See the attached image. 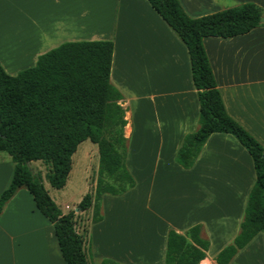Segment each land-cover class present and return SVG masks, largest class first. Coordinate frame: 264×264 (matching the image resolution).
<instances>
[{"label":"crops","instance_id":"obj_1","mask_svg":"<svg viewBox=\"0 0 264 264\" xmlns=\"http://www.w3.org/2000/svg\"><path fill=\"white\" fill-rule=\"evenodd\" d=\"M178 2L192 19L246 3L264 12V0ZM83 41L113 43L110 83L123 97L125 165L135 180L120 196L103 195L102 220L88 226L90 263L164 264L168 232L199 226L209 242L200 264H217L239 233L256 174L248 152L223 133L208 137L191 168L176 163L199 117L188 52L176 34L147 0H0V66L10 76ZM203 47L227 114L264 148V25L205 38ZM8 158L0 157V193L13 170ZM0 264H65L52 225L23 189L0 214ZM229 264H264L263 234Z\"/></svg>","mask_w":264,"mask_h":264},{"label":"trees","instance_id":"obj_2","mask_svg":"<svg viewBox=\"0 0 264 264\" xmlns=\"http://www.w3.org/2000/svg\"><path fill=\"white\" fill-rule=\"evenodd\" d=\"M147 1L186 47L199 101L198 130L184 137L176 163L191 168L214 133L233 136L253 161L256 181L239 233L215 259L217 264H229L257 234L264 236V148L227 114L203 40L247 34L264 25L260 23L264 12L246 3L192 19L178 0ZM112 53L110 41L67 42L39 56L34 67L15 76L0 66V152L10 157L13 167L0 193V214L17 191L25 189L52 225L65 264H91L88 226L102 220L103 195L120 196L135 187L125 165L123 97L110 83ZM86 140L98 150L95 184L76 210L63 213L49 196L41 175L30 170L29 164L43 163L47 167L45 180L52 189L61 190L71 172L72 156ZM80 219L87 223L82 233L76 229ZM208 248L199 226L183 235L169 231L164 264H200ZM99 264L119 263L102 260Z\"/></svg>","mask_w":264,"mask_h":264},{"label":"rangeland","instance_id":"obj_3","mask_svg":"<svg viewBox=\"0 0 264 264\" xmlns=\"http://www.w3.org/2000/svg\"><path fill=\"white\" fill-rule=\"evenodd\" d=\"M0 157L7 159L6 153L0 152ZM29 169L34 173H38L43 178V185L47 190L49 196L63 212L64 207L67 205L73 208L77 205L83 196L87 193L88 183L95 182L98 169V150L97 146L92 144L89 140L82 142L75 154L72 156V168L67 179L66 185L61 190H55L50 187L45 180L47 167L41 162H32L29 164ZM12 174V173H11ZM11 176V175H10ZM25 190V189H23ZM85 220V219H84ZM83 220V222H85ZM80 219L76 224L78 232H83V228L86 229L87 223H83Z\"/></svg>","mask_w":264,"mask_h":264},{"label":"water","instance_id":"obj_4","mask_svg":"<svg viewBox=\"0 0 264 264\" xmlns=\"http://www.w3.org/2000/svg\"><path fill=\"white\" fill-rule=\"evenodd\" d=\"M260 23H264V18L263 17L260 19Z\"/></svg>","mask_w":264,"mask_h":264}]
</instances>
